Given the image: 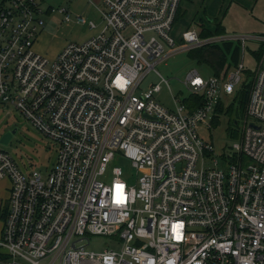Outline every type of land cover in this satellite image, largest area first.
I'll return each mask as SVG.
<instances>
[{"label":"built area","instance_id":"obj_1","mask_svg":"<svg viewBox=\"0 0 264 264\" xmlns=\"http://www.w3.org/2000/svg\"><path fill=\"white\" fill-rule=\"evenodd\" d=\"M44 1L0 6V108L58 145L45 174L0 148V179L11 180L0 249L14 264H264V55L222 168L207 161L215 147L198 130L212 128L244 63L225 77L189 71L183 83L202 97L193 109L175 99L170 110L155 98L159 84L141 85L170 53L231 37L203 38L190 28L177 46L181 0H103L102 30L49 59L33 50L43 16L70 21L72 12L45 9ZM235 38L244 51L251 37ZM121 159L134 173L114 165ZM116 185L123 186L119 203ZM87 235L111 237L118 248L78 244Z\"/></svg>","mask_w":264,"mask_h":264},{"label":"rangeland","instance_id":"obj_2","mask_svg":"<svg viewBox=\"0 0 264 264\" xmlns=\"http://www.w3.org/2000/svg\"><path fill=\"white\" fill-rule=\"evenodd\" d=\"M1 3L2 0H0V6ZM42 5L45 9L50 5H65L72 13L82 14L88 22L94 21L97 24L96 29H91L88 23L77 21L74 15L70 21H64V17L59 13L43 16L46 26L37 35L33 50L49 59H54L67 43L84 41L99 33L104 26L102 15L89 0H45ZM180 7L181 12L173 33L177 46L182 44L181 37L185 30L192 28L199 31L203 29V26L214 33L220 26L221 35L216 36L231 37L230 39L234 41L237 40L236 36L251 37L247 40L246 49L243 51L245 68L242 72V82L237 86V91L244 82L252 81L259 60L264 55V42L252 38L264 35V0H181ZM155 69L156 71L147 74L141 88L145 90L152 84H159L160 90L155 92V98L170 110L176 108L175 99L185 101L187 106L193 101L194 96L183 83L189 71L197 69L203 77L213 75L210 67L198 64L196 60L188 56L187 50L170 53L155 66ZM236 94L237 92L233 95L223 96V112L218 114V120L211 129L200 126L198 130L201 138L212 141L215 147V153L207 158V161L218 160L219 166L222 168L225 167L223 154L224 152L232 153L231 147L238 142L242 128L243 117L241 114L229 112ZM237 106L236 104L235 107L237 108ZM233 118L236 119V122L231 123ZM15 127L18 128V131L10 143L8 145L0 143V148L9 151L24 169H39L45 174L55 159L57 143L44 136L15 110L0 108V137ZM250 162L251 159L245 156L244 164ZM114 165L122 166L125 171L129 170L130 173H134L127 160H117ZM132 178L134 179V176ZM1 225L2 218L0 217V228ZM87 238L80 239L78 244H87L88 249L94 251H103L109 247L118 248L114 244V240L108 236L87 235ZM0 252L6 254L3 249H0ZM0 264L14 263L10 257H7L0 259ZM17 264L30 263L25 259H19Z\"/></svg>","mask_w":264,"mask_h":264},{"label":"trees","instance_id":"obj_3","mask_svg":"<svg viewBox=\"0 0 264 264\" xmlns=\"http://www.w3.org/2000/svg\"><path fill=\"white\" fill-rule=\"evenodd\" d=\"M181 12V7L178 9L176 21L178 20L179 14ZM216 33V34H215ZM215 33L203 26V29L199 30V35L203 38L213 37L216 35H221V27L218 26ZM240 43L234 42V40H224L220 42H213L203 45L198 48L191 49L187 51L188 56L197 61L198 64L208 66L212 69L213 75L225 77L230 70V67L237 66L239 64L240 58ZM252 81L243 83V86L239 91H235L236 98L229 109V112L233 111L240 113L241 116L244 114L246 105L250 95ZM193 101L189 104L190 108L193 109L195 104H201L202 97L198 95H193ZM195 103V104H194ZM238 105L237 108L235 107ZM236 108V110H234ZM223 100L219 103L216 110V115L213 119V124L218 120V114L223 112ZM234 117V115H233ZM236 119H231V123L236 122ZM3 258V257H0Z\"/></svg>","mask_w":264,"mask_h":264},{"label":"crops","instance_id":"obj_4","mask_svg":"<svg viewBox=\"0 0 264 264\" xmlns=\"http://www.w3.org/2000/svg\"><path fill=\"white\" fill-rule=\"evenodd\" d=\"M89 1L93 2L95 9H97L99 11V13L101 14V11L104 10L103 0H89ZM73 15L75 17L77 14L72 13V18H74ZM79 15H82V14H79ZM222 41H224V40H222ZM218 42H220V41H218ZM234 42L240 43V45H241V42L239 40H236ZM240 51L242 54V60L240 61V58H239V61H238L239 63L243 62L242 48L240 49ZM241 54H240V57H241ZM254 55H255V53H254ZM234 67H236V66L234 65V66L230 67V70L233 69ZM10 188H11V180L9 178L0 179V217L2 218V225L0 228V237L2 235L4 220H5V217L7 214V206H8V199H9V195H10ZM0 256L3 257L0 259H4V258L9 257L7 254H5V253L3 254L1 252H0Z\"/></svg>","mask_w":264,"mask_h":264},{"label":"water","instance_id":"obj_5","mask_svg":"<svg viewBox=\"0 0 264 264\" xmlns=\"http://www.w3.org/2000/svg\"><path fill=\"white\" fill-rule=\"evenodd\" d=\"M17 131H18V128L15 127L3 133L0 137V143L3 145H8L11 139L13 138V136L17 133Z\"/></svg>","mask_w":264,"mask_h":264},{"label":"snow or ice","instance_id":"obj_6","mask_svg":"<svg viewBox=\"0 0 264 264\" xmlns=\"http://www.w3.org/2000/svg\"><path fill=\"white\" fill-rule=\"evenodd\" d=\"M199 83V81H197ZM122 86V85H121ZM123 186L122 185H116V197H117V202H122L123 201V191H122ZM176 228H179L180 225H176Z\"/></svg>","mask_w":264,"mask_h":264}]
</instances>
